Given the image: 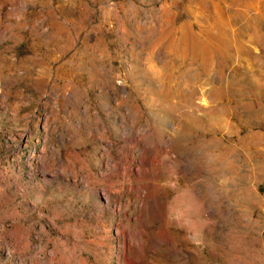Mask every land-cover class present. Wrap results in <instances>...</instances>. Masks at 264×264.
Instances as JSON below:
<instances>
[{"label": "rangeland", "instance_id": "obj_1", "mask_svg": "<svg viewBox=\"0 0 264 264\" xmlns=\"http://www.w3.org/2000/svg\"><path fill=\"white\" fill-rule=\"evenodd\" d=\"M0 264H264V0H0Z\"/></svg>", "mask_w": 264, "mask_h": 264}]
</instances>
